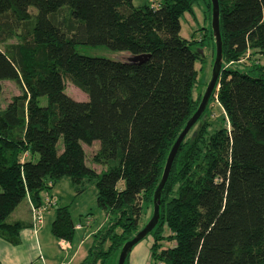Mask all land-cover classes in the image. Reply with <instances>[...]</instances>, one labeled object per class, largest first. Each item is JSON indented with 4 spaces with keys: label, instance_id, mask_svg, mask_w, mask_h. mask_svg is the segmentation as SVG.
Returning a JSON list of instances; mask_svg holds the SVG:
<instances>
[{
    "label": "trees",
    "instance_id": "trees-1",
    "mask_svg": "<svg viewBox=\"0 0 264 264\" xmlns=\"http://www.w3.org/2000/svg\"><path fill=\"white\" fill-rule=\"evenodd\" d=\"M194 2L0 0V82L20 89L0 108L1 239L19 242L35 225L31 208L62 177L77 192L93 181L108 218L78 264H107L142 228L167 153L200 100L192 96L194 41L179 35V18ZM218 7L222 63L207 106L216 99L222 125L209 129L206 106L181 141L146 235L151 264H264V65L223 67L248 50L264 54V0H218ZM77 45L124 53L88 56ZM135 55L142 59L130 61ZM65 79L87 99L69 97ZM93 141L99 172L82 148ZM21 202L29 218L11 219ZM74 228L68 206L54 207V238L71 242Z\"/></svg>",
    "mask_w": 264,
    "mask_h": 264
},
{
    "label": "rangeland",
    "instance_id": "rangeland-1",
    "mask_svg": "<svg viewBox=\"0 0 264 264\" xmlns=\"http://www.w3.org/2000/svg\"><path fill=\"white\" fill-rule=\"evenodd\" d=\"M161 1L162 0H132V5L135 7L145 4L156 6ZM206 1L207 0H196V2H194L192 5L191 11L184 12L179 18V35L186 40L192 39L194 41V43L191 45V48L198 55L197 61L194 64L197 70L196 83L192 90V96L194 98L201 97L205 85L209 79L214 58V41L213 38H210V15L209 7ZM31 10L33 12L35 11L34 8H31ZM63 11L62 13H67V11ZM76 50L83 55L99 56L109 59H121L124 53L123 51L109 50L104 46L89 45H77ZM251 63L263 66L264 54H261L256 50H248L245 56L237 61L226 62L224 63L223 67L228 68L230 66H234L237 68H249ZM0 84V108H2L11 98V96L19 94L20 89L13 81L10 80H2ZM64 92L75 100L87 99L86 94L74 84H72L68 79L64 80ZM44 103L45 98L41 97L40 104ZM207 111H209V120L211 122L209 129L213 130L214 128L221 126L223 111L215 98H213L210 106H207ZM58 145L61 146V140H59ZM98 145L99 144L97 141H93L91 145L82 144L87 165L93 166L97 172L105 169L103 165L94 163L92 161V155L98 148ZM36 157L37 155L35 158ZM82 185V187L79 186L82 188V190L80 189L77 192L75 189L76 187H73L66 177H62L47 190V192L52 190L51 192L54 197L51 201L53 203L56 202L57 198L59 205L68 206V211L70 213L73 225H81L79 228L75 227L73 231L72 249L75 250V254L69 264H77L81 262V260L86 256L88 251L87 249L92 243L94 235L93 233H95L100 228L106 227L108 221L105 213L96 204L97 189L95 183L93 181H85ZM117 186L118 188H121L123 186V182L119 181ZM19 210L25 211L24 202H21L20 205L15 209V211L11 214V218L15 217ZM149 215L150 206L143 210L139 219V226L143 225V223L148 220ZM87 218L90 219L88 223L86 222ZM149 236L150 235L147 237ZM56 241L59 243L61 242L59 239H56ZM66 249L64 251L65 253L68 252L69 248ZM116 261L117 256L114 255V257L110 259L107 264H116Z\"/></svg>",
    "mask_w": 264,
    "mask_h": 264
},
{
    "label": "crops",
    "instance_id": "crops-1",
    "mask_svg": "<svg viewBox=\"0 0 264 264\" xmlns=\"http://www.w3.org/2000/svg\"><path fill=\"white\" fill-rule=\"evenodd\" d=\"M51 191L48 192V195L46 193L42 194V199L45 196L53 198L54 195ZM58 205L56 198L55 204L47 209L41 224L22 229L19 233V242L17 244H10L0 238V264H69L72 261L75 254V250L72 249V241L60 240L61 242L59 243L50 233L53 208ZM24 207L25 211L19 210L17 215L11 219H28L29 212L25 202ZM89 221L90 219L87 218L86 222L88 223ZM77 225L81 227L80 224ZM151 240L150 236H146L137 242L128 252L125 264H151ZM62 248H69L68 252L65 253V249Z\"/></svg>",
    "mask_w": 264,
    "mask_h": 264
},
{
    "label": "water",
    "instance_id": "water-1",
    "mask_svg": "<svg viewBox=\"0 0 264 264\" xmlns=\"http://www.w3.org/2000/svg\"><path fill=\"white\" fill-rule=\"evenodd\" d=\"M210 1V26H211V34L214 41V58L210 70V76L209 79L205 85V88L203 90V93L200 97L199 103L195 109V111L192 113V115L187 119L185 125L183 126L182 130L177 135L176 139L174 140L173 144L171 145L166 159L163 166L162 174L159 179V182L154 189L153 196H152V212L148 220L145 222V224L142 226L141 229H139L132 238L126 240L117 256L116 264H124L125 259L128 255V252L130 249L140 240L145 238L148 232H150L155 224L157 223L158 217H159V202H160V193L162 190V187L166 181V178L168 176V173L171 168V164L173 161V158L177 152V149L191 128V126L197 121V119L202 115L204 112L209 97L212 93V90L216 84L220 69H221V63H222V47H221V37H220V28H219V7H218V0H209ZM142 59L141 55H135L129 57L130 61H139Z\"/></svg>",
    "mask_w": 264,
    "mask_h": 264
},
{
    "label": "built area",
    "instance_id": "built-area-1",
    "mask_svg": "<svg viewBox=\"0 0 264 264\" xmlns=\"http://www.w3.org/2000/svg\"><path fill=\"white\" fill-rule=\"evenodd\" d=\"M49 203L53 204V202L51 201L49 196H45L44 203L40 207H38V208L32 207L31 208V215H32V219H33L35 225L41 224L42 219H43V213L45 212L47 205ZM76 227H79V225H77ZM158 264H162V263L158 262Z\"/></svg>",
    "mask_w": 264,
    "mask_h": 264
}]
</instances>
